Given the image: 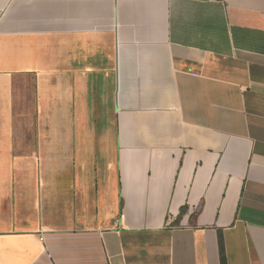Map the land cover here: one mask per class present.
Wrapping results in <instances>:
<instances>
[{"label":"crops","instance_id":"crops-1","mask_svg":"<svg viewBox=\"0 0 264 264\" xmlns=\"http://www.w3.org/2000/svg\"><path fill=\"white\" fill-rule=\"evenodd\" d=\"M0 264H264V0H0Z\"/></svg>","mask_w":264,"mask_h":264}]
</instances>
